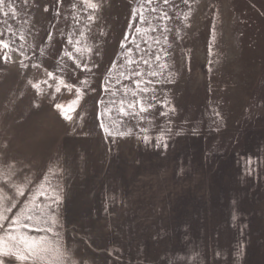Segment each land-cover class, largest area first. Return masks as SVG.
<instances>
[{
  "label": "rangeland",
  "instance_id": "374dc122",
  "mask_svg": "<svg viewBox=\"0 0 264 264\" xmlns=\"http://www.w3.org/2000/svg\"><path fill=\"white\" fill-rule=\"evenodd\" d=\"M10 2L16 15L0 12L5 244L43 236L78 264L146 263L150 248L198 236V191L264 174V0H92L95 10L83 0H5V11ZM139 8L147 23L133 18ZM69 39L91 51L75 52ZM47 72L73 91L56 93ZM76 88L80 103L65 120L55 104ZM21 214L42 228L54 217L53 231L10 232Z\"/></svg>",
  "mask_w": 264,
  "mask_h": 264
},
{
  "label": "crops",
  "instance_id": "0c3cea01",
  "mask_svg": "<svg viewBox=\"0 0 264 264\" xmlns=\"http://www.w3.org/2000/svg\"><path fill=\"white\" fill-rule=\"evenodd\" d=\"M241 176H232L228 188L198 191V236L172 249L150 248L142 264H264V174Z\"/></svg>",
  "mask_w": 264,
  "mask_h": 264
},
{
  "label": "snow or ice",
  "instance_id": "6c2138e0",
  "mask_svg": "<svg viewBox=\"0 0 264 264\" xmlns=\"http://www.w3.org/2000/svg\"><path fill=\"white\" fill-rule=\"evenodd\" d=\"M146 3L151 4L152 0H145ZM165 3H168V0H164ZM83 3L85 4V7L88 9H97L98 5L93 3L92 0H83ZM185 3H187V0H185ZM7 11L4 10L5 8V0H0V12H3L4 15H8L11 13L13 16L16 15L15 10H14V5L13 3H8L7 4ZM47 11V9H45ZM152 12H155L156 9L152 8ZM133 18H136L137 15L139 17V20L141 23H147L145 20V11L143 8L139 9H133L132 11ZM94 17L92 15L88 16V20H93ZM130 27L132 25H129ZM136 32L139 33L140 29L137 27ZM81 36H83V33H81ZM127 39V37H125ZM69 44L73 45L74 51L77 53H80L81 51H91L90 49H82L79 47L80 41L76 40L73 42L71 39H69ZM121 48H124L125 45L122 42L121 43ZM8 44L2 40H0V49L7 48ZM138 47V46H137ZM65 55L68 56L69 59H72V53L65 52ZM209 55H211V49L209 50ZM0 59L7 60L9 57L7 56V53H5ZM157 60H159V57H157ZM130 64L131 61H128ZM147 63V61H145ZM21 66L24 67L23 62H21ZM78 68L81 67L79 63L76 64ZM33 67H37V65H33ZM84 68H87L88 65L85 64L83 65ZM161 69L164 68V65H159ZM90 70V69H89ZM47 77L49 79H55L56 80V86H55V92L59 93L61 91V87L66 88L69 92L73 91V84L66 83L63 79L61 78H54L52 72H47L46 73ZM135 75L139 76L141 73L136 72ZM156 72H150L149 76H156ZM170 82V81H169ZM31 86L37 91V95H41V90L39 88L38 83H32L29 81ZM43 83H47V80L43 81ZM81 84H86V81H81ZM140 82H137V87L139 88ZM51 87V85H49ZM105 91H108L106 88ZM140 91L147 92V88H142ZM75 98L70 101L68 104H61V103H56L55 107L56 109L60 112L61 116L65 120H72V116L70 115L71 112L75 111L76 107L79 105L80 100H81V89L76 88L75 89ZM136 93L133 92V96H135ZM53 99H55V96H53ZM136 103L141 104L140 107V112H145L148 110L145 106H143L141 101H136ZM121 104L123 105V101H121ZM129 107H132L130 104ZM150 107V106H149ZM110 111V109H108ZM120 114H124V108H120ZM106 113H101V115H105ZM163 114V113H162ZM100 127L105 131V133L109 136L113 135L112 130L107 128L103 123H101ZM119 136L123 137L125 135L124 132H119L117 133ZM130 134V133H129ZM163 140V136L161 135L160 137H157L158 141V146L159 142ZM143 141L145 144L149 143V137L145 135L143 137ZM166 147V145H165ZM250 163V161H249ZM18 194L22 195V192H19ZM54 203L59 205L60 199L58 196H53L50 197ZM12 207H15V205H12ZM11 210V209H7ZM0 219H3L2 213H0ZM33 220V217L31 215L24 216L23 214L16 216L14 219H12L9 231L13 232L16 230V228H22V229H28L29 231H36V232H46V233H51L53 231L54 225L56 223V220L54 217L44 220L43 222L47 224V227H41L40 221L37 220L32 224L27 223V221ZM8 243L5 244L3 238H0V264H6V259L7 260H14L16 264H78L77 258L75 255H72L69 257L62 249L61 247L53 242L52 240L48 239L47 237H40L39 239H30L26 235H20V236H15V235H9L7 237Z\"/></svg>",
  "mask_w": 264,
  "mask_h": 264
}]
</instances>
